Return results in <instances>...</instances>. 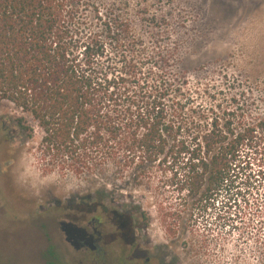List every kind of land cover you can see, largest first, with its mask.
I'll list each match as a JSON object with an SVG mask.
<instances>
[{
	"label": "rangeland",
	"instance_id": "374dc122",
	"mask_svg": "<svg viewBox=\"0 0 264 264\" xmlns=\"http://www.w3.org/2000/svg\"><path fill=\"white\" fill-rule=\"evenodd\" d=\"M96 2L113 3L150 51L144 24L159 19L166 28L161 47L172 49L174 69L186 79L187 115L204 111L234 126L264 115V0ZM21 115L0 102V264H264V143L240 193L220 194L196 217L178 191L180 172L175 176L164 164L107 165L80 176L42 173L36 150L41 131L27 115L33 134L21 131L15 122ZM102 191L103 203L88 200ZM90 217L99 219V251H76L58 221L85 224Z\"/></svg>",
	"mask_w": 264,
	"mask_h": 264
},
{
	"label": "trees",
	"instance_id": "16d2710c",
	"mask_svg": "<svg viewBox=\"0 0 264 264\" xmlns=\"http://www.w3.org/2000/svg\"><path fill=\"white\" fill-rule=\"evenodd\" d=\"M117 9L96 0H0V102L22 113L21 131L33 134L25 115L41 131L42 173L164 164L180 172L186 210L203 217L220 194L240 193L251 177L264 115L236 126L204 111L187 115L186 79L159 40L166 28L156 16L144 24L150 51Z\"/></svg>",
	"mask_w": 264,
	"mask_h": 264
},
{
	"label": "flooded vegetation",
	"instance_id": "af4514ba",
	"mask_svg": "<svg viewBox=\"0 0 264 264\" xmlns=\"http://www.w3.org/2000/svg\"><path fill=\"white\" fill-rule=\"evenodd\" d=\"M1 174L2 172L0 170V175ZM75 220H66V221H70L85 229V233L83 235L75 233V232L70 235L71 240L77 244L78 248H74L72 244L66 241L65 239L66 235L62 232L64 235L65 241L76 251H84L86 249L90 251H99V242L103 240V235L96 226V223H99V219L97 217H90L88 220H86L85 224L80 223L83 220L81 221H78L77 219ZM89 244L94 246L93 250L90 249ZM147 261L148 259H145V262Z\"/></svg>",
	"mask_w": 264,
	"mask_h": 264
},
{
	"label": "water",
	"instance_id": "95a60500",
	"mask_svg": "<svg viewBox=\"0 0 264 264\" xmlns=\"http://www.w3.org/2000/svg\"><path fill=\"white\" fill-rule=\"evenodd\" d=\"M59 225V229L66 235V241H68L70 244H72L74 246V248H78L77 244L71 240L70 235L75 233L81 234L83 235L85 233V229L83 227H80L70 221H66V220H60L58 222ZM89 247L91 250L94 249L93 245L89 244Z\"/></svg>",
	"mask_w": 264,
	"mask_h": 264
},
{
	"label": "clouds",
	"instance_id": "9594fccd",
	"mask_svg": "<svg viewBox=\"0 0 264 264\" xmlns=\"http://www.w3.org/2000/svg\"><path fill=\"white\" fill-rule=\"evenodd\" d=\"M42 182H44V181H42Z\"/></svg>",
	"mask_w": 264,
	"mask_h": 264
}]
</instances>
